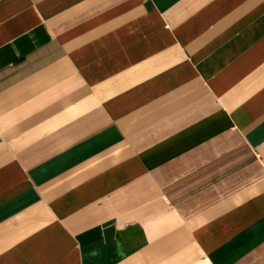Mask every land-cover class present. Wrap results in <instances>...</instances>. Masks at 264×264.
<instances>
[{"label":"crops","instance_id":"crops-1","mask_svg":"<svg viewBox=\"0 0 264 264\" xmlns=\"http://www.w3.org/2000/svg\"><path fill=\"white\" fill-rule=\"evenodd\" d=\"M0 264H264V0H0Z\"/></svg>","mask_w":264,"mask_h":264}]
</instances>
